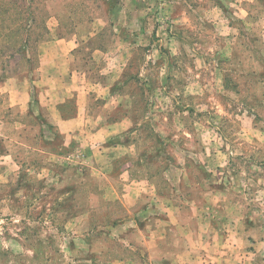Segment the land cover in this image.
<instances>
[{"label": "rangeland", "instance_id": "1", "mask_svg": "<svg viewBox=\"0 0 264 264\" xmlns=\"http://www.w3.org/2000/svg\"><path fill=\"white\" fill-rule=\"evenodd\" d=\"M193 242L264 264V0H0V264H188Z\"/></svg>", "mask_w": 264, "mask_h": 264}, {"label": "crops", "instance_id": "2", "mask_svg": "<svg viewBox=\"0 0 264 264\" xmlns=\"http://www.w3.org/2000/svg\"><path fill=\"white\" fill-rule=\"evenodd\" d=\"M73 43H74V47H72V49H70V52L74 51V48L76 47V42H73ZM62 44H66L67 46H69V45L71 46L72 42L67 41V40H61V45ZM52 46H55V45H52ZM67 56L68 55H66V57L60 56V58L58 56H56V57L51 56V58H50L51 63H54V64H53V68H52L53 72L51 73L50 76L65 78V81H69L70 78L72 79V81H70V83L73 82V85L71 86L72 90L67 89V91H68V94H70V92H74L75 94H77V96L76 95H73V96H75L77 106H78V109H77L78 110V117L75 119H68V118H65V116L61 112V106L63 104H65L67 102V100H69L71 98V96H69V95H65V97L61 98L60 101L58 103H55L54 105H53V99L51 98V103H52L51 109H52V117H54V124L56 126L60 127L62 130L66 126L72 127L68 131L69 132L68 134H70L71 133L70 131L75 129L76 126L80 127V126L84 125V119L82 122H80V120H81L80 118H81V115L84 112H86L85 106L82 107V104H83V97H86L87 94L85 92H83L84 90L80 89L77 86L78 78L72 76V72L70 70H68L67 67L65 66L64 61L67 59ZM11 92H13V91H11ZM13 106H16V103L14 105H12V108H13ZM102 131L103 130L101 129V130H98L97 132L101 133ZM174 211H175V208H173V212ZM176 215L177 214H175V213H173V215H169L168 221H171L172 224H177L180 217H177ZM186 234H187V237L193 236L195 234V232L193 230H188ZM202 245H203V247H202ZM202 245L200 246L199 251L197 250V246H196L195 242H193V244L189 247L188 252H187L188 257H189L188 264H194V262H196V261H193V257H194L193 254H196L197 251L199 254H201L203 252V250L207 251V242H204ZM191 255H192V258H191ZM183 264H186V262ZM218 264H228V263L224 259V260H221Z\"/></svg>", "mask_w": 264, "mask_h": 264}]
</instances>
